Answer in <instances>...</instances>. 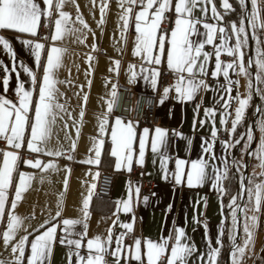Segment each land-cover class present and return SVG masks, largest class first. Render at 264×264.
I'll list each match as a JSON object with an SVG mask.
<instances>
[{
	"label": "snow or ice",
	"instance_id": "snow-or-ice-1",
	"mask_svg": "<svg viewBox=\"0 0 264 264\" xmlns=\"http://www.w3.org/2000/svg\"><path fill=\"white\" fill-rule=\"evenodd\" d=\"M236 2L241 8V14L238 20L231 21L225 27L224 17L216 8L214 0H118L121 38L126 39L123 34L129 30L130 25L134 27L133 56L141 60L139 72L145 73L143 79L150 82L153 90L156 88L160 75L157 66L166 59V66L175 74L176 79L171 88L164 89L165 98L170 91H174L178 101H193L201 91L215 90L219 93L217 103L221 108V125L228 124L227 117L232 115L229 109L232 102L236 101L237 106L234 108L235 115L231 119V127L225 129L230 136H233V139L231 142L229 140L222 142L224 152L227 153L246 140L248 142L245 144L246 154L260 160L261 166L264 167V136L260 138L254 150L251 149V142L254 139L251 127L241 134L239 139L234 138L237 126L244 118L245 110L249 106L253 81L257 85H264V40L258 35L259 32L264 31V18H262L264 8L260 7L261 0H236ZM69 3L76 6L74 17L65 10V5ZM92 3L93 7H96V0H92ZM42 4L41 0H0V30H11L26 34L28 37H38L40 29L46 28L50 30V35L44 36L43 40L51 42L46 46L44 42L31 38L20 41L29 49L35 68H42V76L38 80L34 68L19 61L12 43L5 36L0 35V52L11 57V67L0 59V74H2L0 85L3 87V94H0V142H6L8 148L13 149H0V157H2L0 159V224H3L0 240L3 241L4 249L10 250L7 259L5 253L0 252V264H45L52 249L55 233L60 226L57 223L45 221L38 228L25 227L24 220L27 217H21L15 213L17 202L22 199V194L34 179V174L18 171L19 164L23 163L25 166L40 170L43 181L44 174H50V171L59 169L55 159L45 162L40 157H63L71 160L70 153L76 148L74 141L68 148H65L62 142L55 148L50 144L54 135L59 140L56 131L58 119L63 120L66 115L73 120L74 124L76 123L73 113L69 111L65 103L60 102V97L64 94L59 91L58 84L70 83V81L56 79V71L62 66V56L65 52L63 47L58 46V42L72 36L74 42L83 44L87 39L84 29H89V25L82 17L76 0H42ZM221 7L225 12L235 11L229 0H221ZM108 9L109 0H100L101 18L97 22V27L101 30ZM197 11L200 13L199 16L196 15ZM168 13L175 15L174 26L170 30L164 27ZM77 23L81 27H77ZM249 27L252 29L251 37L256 42V48L254 54L248 56L247 64H245L244 49L249 43ZM92 35L95 40V32ZM206 46H211L212 51H206ZM91 47L93 50L97 49L95 43ZM42 53H46L43 63ZM222 54H226L231 59L222 60ZM213 58L214 67L209 71L208 64ZM92 59L93 57L89 54L88 60ZM114 64L118 71L120 61L116 60ZM136 67L134 64L129 65L128 70L132 79L138 75ZM19 69L27 75L26 80L20 78ZM13 73L16 77V86L13 90L16 96L15 101L6 95ZM230 73L246 78L248 95L232 96L233 86L239 84V80H234ZM209 76L217 81L215 89L207 82ZM221 78L224 83H219ZM115 89L116 85H113L111 93L113 96ZM255 91L264 97V88L256 87ZM84 101H87V95L84 96ZM159 102L163 103V100ZM199 107L200 105H197V110ZM112 110V104L109 103L107 112L99 118V131L102 134L108 129V116ZM256 111L264 113V109L259 107ZM79 115L83 117L84 112L81 111ZM204 115L207 119L200 121L201 127L210 122L212 128L210 137L202 140L201 156L191 161L175 159V171L172 175L178 185L186 178L189 187L203 185L205 181H209L213 189L219 193L220 197H223L227 193V189L223 187V181L229 178L230 168L235 169L239 191L231 197L226 206L232 222V228L228 232V238L232 242L229 264H241L247 245L251 243L253 229L257 226L258 216L255 213L260 212L261 205L264 203V173L257 181L255 174L249 176L241 171L242 168L247 167L242 160H236L234 157L230 160L228 155L218 156L215 152L220 131L216 127L217 110L211 107L205 108ZM64 127L67 129V121ZM260 127L264 132V116L260 119ZM176 135L182 134L176 133ZM167 136L168 133L164 129L156 128L150 141L152 153L160 154L162 157L160 165L165 173L168 171L167 164L170 160L166 154ZM110 141L112 144L110 155L117 158L115 169L120 170L122 164H126L131 170L133 155L136 151L134 144L137 141L135 122H125L120 117H116L110 127ZM148 141L149 129L145 128L138 138L137 163L141 166L144 164ZM103 143L101 139L94 145L95 158L90 157L82 162L98 167L101 162L100 148ZM25 147L30 153L35 154L34 158L22 159L20 150ZM162 149H164L163 152ZM99 175L100 173L97 172L96 177ZM14 176L18 177V181L14 179ZM67 182L66 176L65 187ZM91 187L95 188L96 185L93 184ZM13 188L14 196L10 201V209L6 213L9 190ZM134 191L138 197L139 187ZM132 193L133 190L130 188L128 199L119 202L123 204L125 212L132 211ZM91 195L90 191L89 196L84 200L85 209L89 206ZM144 199L147 201V197ZM240 200H246V202L242 205L238 203ZM249 205L252 207L249 208ZM57 207L59 208L60 205L58 204ZM224 207L221 200L222 213ZM249 211L253 215L248 216ZM238 212L245 214L243 232L246 239L243 246L237 243ZM60 216L61 212L58 210L54 219ZM84 216L87 218V211L84 212ZM80 223L81 221L74 219H64L61 222L64 236L59 242L70 249L69 264H107L106 257L109 255L113 257L115 264H120L121 259L135 261L137 264H189V258L197 252L185 229L180 226L173 229L174 237L173 233H169L167 236H162L158 242L151 239L144 241L142 251V241L139 238L133 241L132 246L124 243L127 233L132 231L131 223L120 224V227L127 232L115 237L110 227L106 237L98 234L92 238L88 237L85 224L84 230L75 233L76 238H73V233L68 226ZM116 223L114 221L113 226ZM221 224H224L223 220ZM204 227L207 228V225ZM33 233L36 234L33 236ZM223 236L224 228L221 227L215 241L216 246H213L211 239L207 240L208 251L200 253L198 258L200 264H218ZM26 248L28 254H26Z\"/></svg>",
	"mask_w": 264,
	"mask_h": 264
},
{
	"label": "crops",
	"instance_id": "crops-1",
	"mask_svg": "<svg viewBox=\"0 0 264 264\" xmlns=\"http://www.w3.org/2000/svg\"><path fill=\"white\" fill-rule=\"evenodd\" d=\"M215 6L218 11L223 15V25L225 27L231 21L235 19L231 15L227 14L221 7V0H214ZM231 3V0H229ZM100 0H96V7H93L92 0H76V4L79 6L80 13L86 23L89 25V29H84V33L87 39L83 44L74 42V37L68 36L62 42H58V46L65 49L62 56V66L56 71V79L59 81H70V83L58 84L59 91L64 94L60 97V102L65 103L66 107L73 113L76 123H73L72 119H69L66 115L63 120L58 119L56 124V131L59 135V140L54 135L50 141L52 147H57L60 142L63 143L65 148L70 147L74 141L76 148L74 154V160L71 166H66L63 157L62 158H49L47 156L40 157L43 161L47 162L49 159H55L58 165V171H50V174L43 175V181L41 180L42 173L38 169L25 166L20 163L18 171L34 174V179L30 182L28 189L22 194V199L17 202L15 213L21 217H27L24 220L25 227L32 226L38 228L40 224L45 221L50 223H57L60 225L55 233V239L52 244L50 254L45 261V264H69V252L70 249L67 245H62L59 241L64 236L62 231L63 225L61 222L64 219H74L81 221L80 224L68 226L73 233L82 232L84 225H87V235L89 238L95 237L100 234L104 237L107 236L108 229L112 227L113 236L120 235L127 232L126 229L120 227V224H132V231L128 232L124 238V243L128 246L133 245V241L136 238L143 242L151 239L153 241H159L162 236H167L169 233L174 232L173 229L176 226L183 227L191 243H194L197 252L189 258V264H200V253H206L207 240L211 239L213 246L217 238V234L221 227L224 228V236L222 239V248L224 243L229 242L230 248L226 254L225 260L221 262L218 257V264H226L232 249V242L228 238V232L232 228V222L229 209L226 207L235 192H230L226 180L223 181V187L227 189V193L220 197L219 193L213 189L209 181H205L203 185H197L189 187L187 185L186 178L181 184H177L172 173L175 171V159L180 158L187 161L197 159L201 156V143L205 138L210 137L212 125L206 123L203 127L200 125L201 120H206L204 115V109L211 107L217 110L215 117L216 127L221 131H224L225 137H222L218 133V140L215 144V152L218 156L228 155L229 159L235 158L236 160H242L247 165L246 168L241 170L246 175L255 174L257 181L261 179V161L254 156H249L245 152L246 140L240 145H237L234 149H230L227 153L224 152L222 142L224 140H231L233 136L229 135L226 128L231 127V119L234 118V108L237 106L236 101L232 102L229 111L231 116L227 117L228 124L221 125V108L217 103L219 100V93L215 90L204 92L201 91L199 95L193 101L180 102L176 99V93L170 91L167 98L164 97V89L167 87L159 88L158 80L156 88L153 90L150 82L143 79L145 73L139 72L141 60L138 57L133 56L135 32L134 27L130 25L129 30L124 33L126 39L121 38V27L119 14L120 9L117 6L118 0H109V9L105 16V23L103 28L97 27V22L100 20L99 11ZM42 4V0H41ZM232 4V3H231ZM263 4V0L260 2V7ZM43 7V4H42ZM65 10L70 13L71 16L76 14V6L74 4L65 5ZM138 10V9H137ZM196 15L200 13L197 11ZM211 15V14H210ZM175 16V15H174ZM209 22H213L209 20ZM134 24V20H133ZM77 27H81L78 23ZM174 26V24H173ZM172 26V27H173ZM170 27L169 30L172 28ZM250 35L252 29H248ZM95 32V40L92 33ZM0 35L5 36L12 43L14 50L17 54V59L22 61L25 65L33 67L37 74V78L42 76V68H35L33 63V57L30 55L29 49L22 45L20 42L23 39L40 40L47 45H50V41H43L38 37H28L26 34H20L11 30H0ZM48 35H50V30ZM260 38L264 40V31L258 33ZM18 37V38H17ZM250 50V37L248 46L245 51V64L249 55H253L256 48V42L252 39ZM97 45V49L93 50L92 45ZM232 43V41H230ZM102 49V53L99 50ZM206 51L211 52V46H206ZM91 54L93 59L88 60V56ZM0 59H3L5 64L11 67V57L0 52ZM46 59V53H42V63ZM221 59L228 61L231 57L226 54H222ZM119 60L120 65L118 71L115 69L114 61ZM136 65V71L138 73L135 79H132L129 72V65ZM159 70L168 69L166 66V59L162 60V64L157 66ZM214 67V58L209 61L208 69L212 70ZM113 69L110 71L109 69ZM21 79L26 80L27 75L23 73L22 69ZM234 80H239V84L233 86L232 96L248 95V89L246 88V78L238 76L235 73H230ZM2 75V74H0ZM176 79L173 73L172 85ZM131 81V82H130ZM208 84L215 89L217 81L211 76L207 78ZM118 83H124L131 86L134 89L144 90L153 93L156 96V113L158 115V123L148 124L145 122H135L137 141L134 144L135 152L133 155V163L131 170L128 169L126 164H122L120 170L115 169L117 158L110 155L112 144L110 141V127L114 123L115 115L108 116L109 126L105 133L99 131V118L105 115L107 112V106L113 102L112 89L113 85ZM219 83H224L221 78ZM171 85V87H172ZM16 86L15 74H12L10 80L9 91L6 94L8 98L16 100L14 94V88ZM27 86V85H26ZM168 87V88H171ZM258 87L255 81H253V91L251 92V100L249 106L245 110V114L248 109L253 110L254 115L251 118L250 126L252 128L254 139L251 142V149H255L258 146L259 140L264 136V132L261 131L260 119L262 116L256 109L259 107V99L264 101V97L255 91ZM0 94H3V87L0 85ZM87 95V101H84V96ZM65 97L67 98L65 100ZM163 100V103L159 101ZM197 105H200L197 110ZM83 111V117H80L79 113ZM244 114V115H245ZM65 121H67V129H65ZM125 121V120H124ZM127 122V121H125ZM134 122V121H132ZM253 125V126H252ZM149 129V141L145 149L144 164L141 166L137 163L138 160V138L142 134L143 129ZM164 129L167 133L168 146L166 154L170 157L167 164V173L161 169L160 154H154L151 151L150 141L155 134V129ZM181 133L182 135H176ZM235 139H239L237 129L234 134ZM103 140L104 143L101 146L100 165H88L82 161L87 160L94 155V145L99 140ZM191 141V143H189ZM0 149H9L6 142H0ZM239 149V150H238ZM28 151L26 147L20 150L22 159L24 158L22 153ZM164 149H162V152ZM239 151V152H237ZM35 157V156H34ZM32 157V158H34ZM2 159V157H0ZM250 159V160H249ZM155 161V163H153ZM136 168L141 169V173H135ZM68 169L70 171H66ZM101 170H108L116 173L114 187L111 197H101L95 193V188L91 186L96 185L97 178L96 173ZM67 176V186L64 185L65 177ZM167 176V178H165ZM148 177L153 180V188L150 193L141 195L140 192L135 194V188L142 184V178ZM14 179L18 181V177L14 176ZM133 190L131 212H125L123 210V204L119 203L128 199L129 189ZM91 191V199L87 209L84 207V200L89 196ZM14 196V188L9 190V201L6 204V213L10 209V201ZM147 197V201H145ZM221 200L225 206L223 213L221 211ZM246 200H240L238 203L244 204ZM60 205L58 208L57 205ZM171 205V208L169 206ZM252 205H249L251 208ZM119 208V211L117 209ZM61 212L59 218H55L56 211ZM87 211V218L84 216V212ZM258 216L257 226L253 229V235L251 243L247 245L245 254L242 258L241 264H264V203L261 205L259 213H255ZM239 224L237 225V243L243 246L246 239L243 232V223L245 220V214L238 212ZM248 216L253 215L251 211L247 213ZM224 224H221V221ZM116 221V225L113 226V222ZM198 221V222H197ZM207 225V228L204 227ZM3 229V224H0V230ZM36 233H33V236ZM207 234V235H206ZM32 237H30L31 239ZM171 243V242H170ZM220 250V252H221ZM3 246V241L0 240V252L5 253V258H9L8 252ZM82 249V253H83ZM26 254L28 249L26 248ZM107 264H115V260L112 256H107ZM75 260V258H73ZM120 264H137L135 261H126L121 259Z\"/></svg>",
	"mask_w": 264,
	"mask_h": 264
},
{
	"label": "built area",
	"instance_id": "built-area-1",
	"mask_svg": "<svg viewBox=\"0 0 264 264\" xmlns=\"http://www.w3.org/2000/svg\"><path fill=\"white\" fill-rule=\"evenodd\" d=\"M175 16L173 13L166 14V21L164 27L170 28L173 26ZM49 29L41 28L39 31V37L43 40V37L48 35ZM44 41V40H43ZM102 53V49L99 50ZM173 79V73L169 69H161L158 77V87H171ZM112 114L116 117H120L125 121L145 122L148 124L158 123V115L156 113V96L153 93L134 89L124 83H118L115 89V95L112 102ZM220 136L225 137L224 131L219 133ZM72 159L63 158L66 166H71L75 154L70 153ZM24 158H32L35 154L25 151L22 153ZM135 173H141L140 168L134 169ZM264 173V167L261 168ZM116 173L108 170H101L100 175L97 178L95 193L101 197H111L114 187ZM153 180L148 177L142 178V184L140 186V194H147L152 191Z\"/></svg>",
	"mask_w": 264,
	"mask_h": 264
},
{
	"label": "trees",
	"instance_id": "trees-1",
	"mask_svg": "<svg viewBox=\"0 0 264 264\" xmlns=\"http://www.w3.org/2000/svg\"><path fill=\"white\" fill-rule=\"evenodd\" d=\"M231 3L233 5V7L235 8V11L234 12H227V14L231 15V17L234 18L235 20H238V17L241 14V8L237 4L236 0H231ZM261 8H264V0H263V4L261 5ZM262 18H264V13H262ZM258 87L264 88V85H258ZM259 108L264 109V101L261 98L259 99ZM253 112H254L253 110L251 111L250 109H248L246 114L244 115V118L241 120L240 124L237 126V134H238L239 138H240L241 134L245 133L249 129V126L251 123V118L254 115ZM259 115L264 116V113L259 112ZM255 147H253V148L255 149ZM237 152H239V151H237ZM226 185H227L230 192H235L237 194V192L239 191L238 176L235 174L234 168H230V170H229V178L226 179ZM229 248H230L229 242L224 243V247L222 248V250L219 254V259H221V262H223L225 260V257H226V254L228 253Z\"/></svg>",
	"mask_w": 264,
	"mask_h": 264
},
{
	"label": "water",
	"instance_id": "water-1",
	"mask_svg": "<svg viewBox=\"0 0 264 264\" xmlns=\"http://www.w3.org/2000/svg\"><path fill=\"white\" fill-rule=\"evenodd\" d=\"M249 37H250V50H251V49H252V47H251L252 40H251V35H250V33H249ZM252 126H253V125H252ZM245 170H247V168H246ZM226 264H228V259H227V261H226Z\"/></svg>",
	"mask_w": 264,
	"mask_h": 264
}]
</instances>
